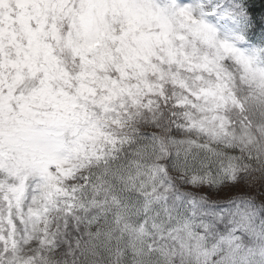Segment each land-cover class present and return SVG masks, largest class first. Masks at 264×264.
<instances>
[{"label":"snow or ice","instance_id":"obj_1","mask_svg":"<svg viewBox=\"0 0 264 264\" xmlns=\"http://www.w3.org/2000/svg\"><path fill=\"white\" fill-rule=\"evenodd\" d=\"M0 264H264V0H0Z\"/></svg>","mask_w":264,"mask_h":264},{"label":"trees","instance_id":"obj_2","mask_svg":"<svg viewBox=\"0 0 264 264\" xmlns=\"http://www.w3.org/2000/svg\"><path fill=\"white\" fill-rule=\"evenodd\" d=\"M259 5V4H258ZM258 10H256V12H257Z\"/></svg>","mask_w":264,"mask_h":264}]
</instances>
